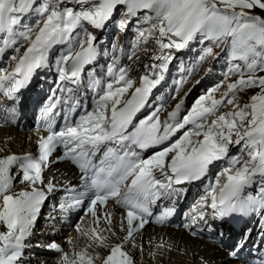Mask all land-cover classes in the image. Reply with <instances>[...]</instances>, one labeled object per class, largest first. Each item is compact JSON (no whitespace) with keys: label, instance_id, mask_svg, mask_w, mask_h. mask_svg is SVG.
Instances as JSON below:
<instances>
[{"label":"snow or ice","instance_id":"obj_1","mask_svg":"<svg viewBox=\"0 0 264 264\" xmlns=\"http://www.w3.org/2000/svg\"><path fill=\"white\" fill-rule=\"evenodd\" d=\"M119 6L125 9V18L118 22L121 30L127 27L128 18L135 17L138 37L145 44L158 33L155 45L160 62L146 64L136 86L129 69L118 66L119 58H114L106 70L110 81L102 85L101 80H94L90 85L98 90L93 108L78 112L82 105L77 91L67 85L77 84L85 66L97 56L96 37L84 25L103 29ZM257 10L264 13V0H41L39 4L37 0H0V57L9 49L16 53L11 56L14 68L0 70L4 95L12 98L37 69L45 67L55 45H69L68 53L57 62V87L50 90L52 95L41 109L48 135L39 138L38 155L0 159V225L7 229L0 232V264H21L25 241L47 198L37 185L46 187L47 193L55 190L51 181L45 185L42 174L61 146L63 156L57 159L78 167L83 182V191L77 192L67 207L80 206L87 198L86 215L94 225L89 229L77 226V231L88 238V247L107 248L108 254L92 256L86 249L72 257L65 253L60 264H95L96 260L101 264H134L124 245L135 246V234L152 222V206L162 197H170L174 186L206 178L218 161L227 160V166L208 185L205 197L190 213L191 224L185 227L207 223L201 211L205 207H210L213 218L219 220L233 214L264 212V75H260L264 73V15ZM32 12L39 17L36 24H23V17ZM194 39L211 41L216 47L224 45L230 61L239 63H231L224 81L198 97L186 115L181 117V98L163 121L158 108L134 124L136 114L150 103L153 90L164 81L174 59L171 50L180 51ZM138 47L139 40L132 44L133 49ZM209 56L217 58L212 48L205 49L200 62ZM193 71L188 70V75ZM209 72L211 68L205 70L206 75ZM232 76L237 79L226 83L222 99H215L214 94ZM6 82L10 86L5 87ZM252 88L259 91L241 105L236 93ZM222 106H231V110L218 114ZM74 114L78 119H72ZM56 117L66 121L59 130L54 127ZM188 125L191 128L178 140L142 158V153L164 144ZM232 146H241L242 154L230 155ZM157 171L163 179L157 178ZM17 177L27 188L13 192ZM253 186H258L257 194H246L245 190ZM110 200L124 210L120 228L126 235L117 244H109L110 237L102 234L116 235L112 231L113 214L107 209ZM173 212L163 211L155 222L164 224ZM101 216L106 229L100 228ZM192 234L196 235L195 231ZM47 247L61 251L55 243ZM242 249L243 244L237 245L228 254L237 257ZM253 264H264V259Z\"/></svg>","mask_w":264,"mask_h":264},{"label":"bare ground","instance_id":"obj_2","mask_svg":"<svg viewBox=\"0 0 264 264\" xmlns=\"http://www.w3.org/2000/svg\"><path fill=\"white\" fill-rule=\"evenodd\" d=\"M166 112H168L166 110ZM34 146L28 134H22L15 132L11 129H0V159L5 158L7 151L11 148L16 154L24 153L28 148ZM60 169L74 174L72 168L67 164L61 165ZM52 177L54 175L50 173ZM62 177V175H61ZM58 177L55 176V179ZM68 179L69 177H65ZM19 179L14 181L13 192H19L22 189H26V184H21ZM17 182V185H16ZM66 228H62L61 233ZM116 233L117 226H115ZM7 229L0 225V232H5ZM46 232V229L42 231ZM51 230L47 231V234L42 238H36L35 242L38 245L48 246L51 243H55L63 254H68L72 257L74 252L81 250H87L89 255L92 256H106L108 254L107 248L97 247L93 245L88 247L90 241L86 236H82L80 240L73 235L72 242H63L56 234L52 235ZM57 231H54V233ZM109 244H115L111 239L107 241ZM114 242V243H113ZM135 246L129 248V256L134 257V264H237L229 262L224 254L213 246L205 244L198 240L189 239L181 231H172L165 228H146L142 232L141 238H138L134 242ZM163 245V247H157ZM38 247V248H42ZM140 247L142 249L140 253ZM139 252V253H138ZM138 253V256L136 254ZM61 255V256H62ZM140 257H142L140 259ZM42 260L39 256V261ZM51 262V261H50ZM43 264V263H42ZM60 264V261L57 263ZM95 264H101L100 260H96Z\"/></svg>","mask_w":264,"mask_h":264},{"label":"rangeland","instance_id":"obj_3","mask_svg":"<svg viewBox=\"0 0 264 264\" xmlns=\"http://www.w3.org/2000/svg\"><path fill=\"white\" fill-rule=\"evenodd\" d=\"M257 14L264 15V13H260L259 10H257ZM122 15H124L122 13ZM143 16V13L140 15ZM147 27V25H144ZM158 33L154 34L152 37H150L147 41V45L144 49H148L147 51H143V53L147 56L150 53H152L155 50V38ZM145 44V43H144ZM212 48L213 54L217 57L216 59H213L211 56L207 57L203 62H200V57L204 55L205 49ZM225 46L220 45V47H216L212 44L211 41H205L204 43H201L199 39H194L190 44L188 45L187 52L184 53L182 56H179L175 53V49L171 50L172 55L174 57L172 63L170 64L172 67V70L174 73H177L178 71H184V76L182 80L186 79L185 83H180V90L181 94L183 93L182 97L185 96V93L191 94L192 90L189 87L191 83L195 82L197 79L205 75V70L211 68V72H209L206 75V79L202 83V86L196 90V92L192 95V98L190 100V104L193 103L198 97L201 95H206L208 89L211 87L213 88L217 84H219L221 81H224V74L227 73L228 68L231 63H239L237 61H230L227 52L224 50ZM195 69V71L192 72V74L188 75V70ZM260 75H264V73H260ZM237 79L236 76H232L228 81L225 82V85H222L219 90L214 94L215 99H222V93L225 92L226 89V83L234 82ZM189 85V86H188ZM189 87V88H188ZM186 91V92H185ZM258 89L252 88V89H245L243 91H238L236 93V97L238 102L243 105L248 102L251 95L256 94L258 92ZM176 104V101H172L169 107H166V110L169 113L173 110L174 106ZM231 110V106H222L219 110L218 114L226 113ZM166 116L164 114L163 118ZM18 182V181H17ZM16 182V185H17ZM19 183V182H18ZM42 245L40 244L39 247ZM42 249H44L46 252H43L41 254L39 262L36 264H57L60 261V256L62 255V252L59 251V256L54 255L56 251L49 250V248L46 246H42ZM57 256L59 258H57ZM51 261V262H50ZM163 264V263H159Z\"/></svg>","mask_w":264,"mask_h":264}]
</instances>
